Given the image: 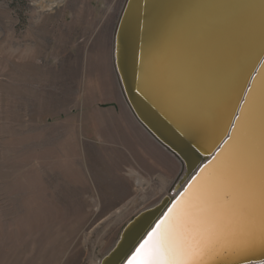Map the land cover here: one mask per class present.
I'll return each mask as SVG.
<instances>
[{
    "label": "rangeland",
    "instance_id": "374dc122",
    "mask_svg": "<svg viewBox=\"0 0 264 264\" xmlns=\"http://www.w3.org/2000/svg\"><path fill=\"white\" fill-rule=\"evenodd\" d=\"M37 1L0 0V264H93L169 194L182 165L172 155L169 181L144 175L138 188L121 119L109 117L126 102L113 63L126 0H63L45 11ZM24 61L25 92L10 82Z\"/></svg>",
    "mask_w": 264,
    "mask_h": 264
},
{
    "label": "water",
    "instance_id": "95a60500",
    "mask_svg": "<svg viewBox=\"0 0 264 264\" xmlns=\"http://www.w3.org/2000/svg\"><path fill=\"white\" fill-rule=\"evenodd\" d=\"M113 63L133 115L182 169L169 194L128 222L100 264H125L211 160L208 152L232 130L235 111L243 110L239 99L247 102L244 85L252 93L236 133L257 147L264 141V0H126ZM228 250L208 264H264V244Z\"/></svg>",
    "mask_w": 264,
    "mask_h": 264
},
{
    "label": "snow or ice",
    "instance_id": "6c2138e0",
    "mask_svg": "<svg viewBox=\"0 0 264 264\" xmlns=\"http://www.w3.org/2000/svg\"><path fill=\"white\" fill-rule=\"evenodd\" d=\"M244 86L247 102L239 99L243 110L232 115V130L228 127L208 152L211 160L125 264H208L211 257L241 244H264V141L257 147L246 135L236 133L242 116L247 119L244 109L252 93H245ZM210 143L208 134L202 147Z\"/></svg>",
    "mask_w": 264,
    "mask_h": 264
},
{
    "label": "crops",
    "instance_id": "0c3cea01",
    "mask_svg": "<svg viewBox=\"0 0 264 264\" xmlns=\"http://www.w3.org/2000/svg\"><path fill=\"white\" fill-rule=\"evenodd\" d=\"M27 70L28 69L25 66L24 61L22 76H17L14 73L15 71H13V77L10 80V82H20V80H22L21 83H17L18 86L16 87L22 86L24 92L27 89V82H29L25 78ZM120 106V112L113 108L109 112V117L112 118L114 115V117L118 116L121 119V123L117 128V132L120 137L119 141L121 142L120 145L123 158L127 161L126 166H139L140 174L148 177L162 172L164 180L169 181V179L173 177V172L170 171L168 162L171 160V165L173 168V164L175 162L174 156H172L170 152H168L161 144H159L138 122L125 101L120 102ZM60 111L61 107L59 109V113H57V111L54 112L56 125H61L63 122ZM106 125L110 128L112 138H115L116 124L112 122V119H110L104 123V127ZM38 133H41V130H39ZM111 141H113V139Z\"/></svg>",
    "mask_w": 264,
    "mask_h": 264
},
{
    "label": "bare ground",
    "instance_id": "6f19581e",
    "mask_svg": "<svg viewBox=\"0 0 264 264\" xmlns=\"http://www.w3.org/2000/svg\"><path fill=\"white\" fill-rule=\"evenodd\" d=\"M63 3V0H38L35 4L38 6L39 10L41 11H45V10H52L53 8H55L56 6H61ZM249 124V123H248ZM249 127V125H248ZM246 128V126L244 127ZM263 137L264 134L262 133ZM230 148V147H229ZM168 151V150H167ZM228 151V149L226 150V152ZM130 175H132L135 179V183L136 186L138 188H144V185H146V182H148L147 179L144 178V176H142L138 171H136L135 169H132L130 172ZM166 182V181H165ZM148 185V184H147ZM184 189V187L182 188V190ZM138 190V189H137ZM180 192L174 194V200L178 197ZM163 198V197H162ZM117 212H121V209H118ZM253 244H241L239 246L230 248L228 251H234L237 249H242V248H248ZM134 251V250H133ZM102 260H100L99 262H93V264H100ZM253 264H259V263H253ZM263 264V263H261Z\"/></svg>",
    "mask_w": 264,
    "mask_h": 264
}]
</instances>
